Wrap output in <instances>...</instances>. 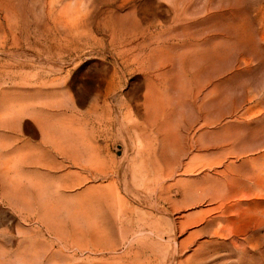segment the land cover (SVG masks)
<instances>
[{"label": "rangeland", "instance_id": "obj_1", "mask_svg": "<svg viewBox=\"0 0 264 264\" xmlns=\"http://www.w3.org/2000/svg\"><path fill=\"white\" fill-rule=\"evenodd\" d=\"M0 264H264V0H0Z\"/></svg>", "mask_w": 264, "mask_h": 264}]
</instances>
